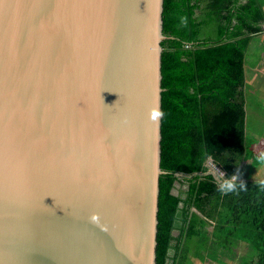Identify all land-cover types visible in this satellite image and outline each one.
I'll use <instances>...</instances> for the list:
<instances>
[{
	"label": "water",
	"instance_id": "1",
	"mask_svg": "<svg viewBox=\"0 0 264 264\" xmlns=\"http://www.w3.org/2000/svg\"><path fill=\"white\" fill-rule=\"evenodd\" d=\"M163 4L0 0V264H156Z\"/></svg>",
	"mask_w": 264,
	"mask_h": 264
},
{
	"label": "trees",
	"instance_id": "2",
	"mask_svg": "<svg viewBox=\"0 0 264 264\" xmlns=\"http://www.w3.org/2000/svg\"><path fill=\"white\" fill-rule=\"evenodd\" d=\"M163 8L166 174L159 179L156 264L204 261L215 236L223 247L245 244L237 264H264V182L230 180L249 158L244 64L248 45L264 34V0H164Z\"/></svg>",
	"mask_w": 264,
	"mask_h": 264
},
{
	"label": "crops",
	"instance_id": "3",
	"mask_svg": "<svg viewBox=\"0 0 264 264\" xmlns=\"http://www.w3.org/2000/svg\"><path fill=\"white\" fill-rule=\"evenodd\" d=\"M244 95H245V135L248 146L252 141L253 145L257 139L249 137L246 133L250 132L253 135H264V34L257 36L256 40L248 45L246 50V60L244 64ZM247 117L260 118V125L254 123L255 130H250V120ZM264 140V139H263ZM248 151V150H246ZM244 162H246L244 160ZM213 244L211 243V246ZM211 248L208 253H202L204 261L202 263H210ZM191 258V257H190ZM195 259V257H192ZM190 260V259H189ZM188 260V261H189ZM200 261L199 259H196Z\"/></svg>",
	"mask_w": 264,
	"mask_h": 264
},
{
	"label": "rangeland",
	"instance_id": "4",
	"mask_svg": "<svg viewBox=\"0 0 264 264\" xmlns=\"http://www.w3.org/2000/svg\"><path fill=\"white\" fill-rule=\"evenodd\" d=\"M224 48V47H223ZM223 48H216L218 52H220ZM250 120V130H255L256 132L258 130L255 129L257 127L256 125L253 126L254 123H258L260 125V118L255 117H247V121ZM249 137L257 139V142L253 145L252 141L250 142V145L248 146L247 150L249 153V158L245 160L246 162H243L238 172L235 174L233 178H231V181H260L264 182V162L261 161V157L264 156V135H253L250 134V132L246 133ZM208 166L211 167L214 174L217 175L218 178L221 176V172L215 168L214 166L210 165V162ZM227 180V179H224ZM223 239L215 236L213 238V245L211 246V262L210 263H204V264H237L239 259L241 257H244L246 255V246L243 243H235L233 247H223L221 246L220 242ZM203 255V254H202ZM195 258H190L189 261H187L186 264H203L202 261H197Z\"/></svg>",
	"mask_w": 264,
	"mask_h": 264
},
{
	"label": "clouds",
	"instance_id": "5",
	"mask_svg": "<svg viewBox=\"0 0 264 264\" xmlns=\"http://www.w3.org/2000/svg\"><path fill=\"white\" fill-rule=\"evenodd\" d=\"M162 115H163V113L160 112L158 109L154 110L152 113V119L158 120ZM260 159L262 162H264V156H262Z\"/></svg>",
	"mask_w": 264,
	"mask_h": 264
},
{
	"label": "built area",
	"instance_id": "6",
	"mask_svg": "<svg viewBox=\"0 0 264 264\" xmlns=\"http://www.w3.org/2000/svg\"><path fill=\"white\" fill-rule=\"evenodd\" d=\"M262 31H263V33H264V23L262 24Z\"/></svg>",
	"mask_w": 264,
	"mask_h": 264
}]
</instances>
